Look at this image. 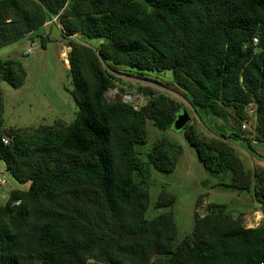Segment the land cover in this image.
<instances>
[{
    "label": "trees",
    "instance_id": "obj_1",
    "mask_svg": "<svg viewBox=\"0 0 264 264\" xmlns=\"http://www.w3.org/2000/svg\"><path fill=\"white\" fill-rule=\"evenodd\" d=\"M52 18L70 49L77 111L64 128L41 126L24 137L3 126L0 93V160L27 185L0 206V264H264V189L242 178L229 147L191 129L185 138L204 170L233 174L216 186L252 189L262 221L245 228L212 204L176 243L171 213L146 218L151 169L171 173L180 150L162 139L143 161L136 148L147 143V121L171 128L178 107L163 96L139 108L121 95L107 98L114 86L103 67L169 72L194 109L222 119L233 110L237 128L228 138L241 140L240 127L253 126L254 141L264 144V0H0V47ZM83 38L100 42L90 47ZM49 41L41 36L40 47ZM23 69L0 60L1 80L12 88L22 85ZM174 203L162 199L154 208Z\"/></svg>",
    "mask_w": 264,
    "mask_h": 264
},
{
    "label": "rangeland",
    "instance_id": "obj_2",
    "mask_svg": "<svg viewBox=\"0 0 264 264\" xmlns=\"http://www.w3.org/2000/svg\"><path fill=\"white\" fill-rule=\"evenodd\" d=\"M45 34L50 41L42 49L39 40ZM28 41L29 43L27 37H21L0 47V60H17L25 70L23 83L18 88H12L0 77L3 126L24 137L38 132L41 126L56 130L64 128L74 120L77 111L70 94L73 89L69 66L67 67V54L70 49L66 52L67 47L60 30L56 26L39 29ZM82 41L90 47H95L100 42L86 38ZM28 47L35 48V51L29 56H22L21 52ZM103 67L112 77L114 86L108 90L107 98L121 95L124 102L139 108L149 98L163 96L178 107V112L184 110L189 117V122L182 131L172 128L160 131L151 121L146 122L147 143L136 148L143 161L152 146L162 139H168L180 150L177 164L171 173L164 174L151 169V178L145 186L149 198L146 212L148 220L160 213H171L176 243L191 234L195 218L205 216L212 204L224 206L231 218L241 220L245 228H252L251 224L262 221L263 215L258 218L255 213L261 211L254 201L252 189H264V144L254 141L253 126H246L243 131L240 127L239 135L242 139L232 140L228 137L237 128L233 110H227L229 115L222 119L210 117L194 109L185 93L172 80L171 73L142 75L125 67L107 64ZM188 129L193 130L207 144L229 147L233 157L238 160L242 178L252 187L250 193L216 186L218 182L229 184L233 174L213 176L207 173L185 138L184 133ZM245 139L252 150L246 146ZM14 189L26 190L27 185L17 184L0 160V206L4 205ZM167 198L174 199L172 207L160 210L154 208L157 201Z\"/></svg>",
    "mask_w": 264,
    "mask_h": 264
},
{
    "label": "water",
    "instance_id": "obj_3",
    "mask_svg": "<svg viewBox=\"0 0 264 264\" xmlns=\"http://www.w3.org/2000/svg\"><path fill=\"white\" fill-rule=\"evenodd\" d=\"M188 122L189 117L187 113L184 110H181L177 113L171 128L175 131H182Z\"/></svg>",
    "mask_w": 264,
    "mask_h": 264
},
{
    "label": "crops",
    "instance_id": "obj_4",
    "mask_svg": "<svg viewBox=\"0 0 264 264\" xmlns=\"http://www.w3.org/2000/svg\"><path fill=\"white\" fill-rule=\"evenodd\" d=\"M54 20H55V18H52L50 21H47V22H45V24L42 26V28H40V29H46V28H48V27H52V26H56L59 30H60V26L58 25V24H56V22H55V24L54 23H51L52 21L54 22ZM56 21V20H55ZM32 35V34H31ZM31 35H29V36H26L27 37V42L29 43V41L28 40H30L29 39V37L31 36ZM45 35H47V34H45ZM35 42V41H34ZM66 49H68V48H66ZM24 51V50H23ZM21 55H22V52H21ZM67 67H68V64H67ZM256 214H258V218H261L262 216V213L260 212V213H257V212H255ZM261 216V217H260ZM259 223L260 222H258V223H256L255 225L254 224H251V227L252 228H254V227H257L258 225H259ZM254 225V226H253Z\"/></svg>",
    "mask_w": 264,
    "mask_h": 264
},
{
    "label": "built area",
    "instance_id": "obj_5",
    "mask_svg": "<svg viewBox=\"0 0 264 264\" xmlns=\"http://www.w3.org/2000/svg\"><path fill=\"white\" fill-rule=\"evenodd\" d=\"M255 42V40H253ZM33 45V44H32ZM33 49V51H32ZM31 47H28L27 49H25L23 52H22V56H29L31 53H33L35 51V48H32ZM250 113H252V110L250 111ZM1 141L4 143V144H8L9 140L5 137L1 138Z\"/></svg>",
    "mask_w": 264,
    "mask_h": 264
}]
</instances>
